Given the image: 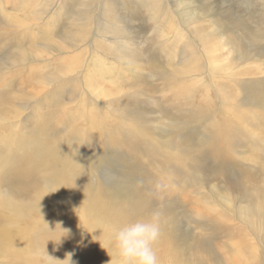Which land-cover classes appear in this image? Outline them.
<instances>
[{
  "label": "rangeland",
  "instance_id": "374dc122",
  "mask_svg": "<svg viewBox=\"0 0 264 264\" xmlns=\"http://www.w3.org/2000/svg\"><path fill=\"white\" fill-rule=\"evenodd\" d=\"M0 264H264V0H0Z\"/></svg>",
  "mask_w": 264,
  "mask_h": 264
},
{
  "label": "bare ground",
  "instance_id": "6f19581e",
  "mask_svg": "<svg viewBox=\"0 0 264 264\" xmlns=\"http://www.w3.org/2000/svg\"><path fill=\"white\" fill-rule=\"evenodd\" d=\"M49 151H52V150H49ZM50 153L54 154V152H50ZM60 157H61V155H58L57 158L53 160L54 166H55L57 172H59L58 170H62L63 171V164H62L63 158H60ZM79 160H81L80 164H83V162L84 163L87 162L88 159L86 157H83V152H80ZM58 163H59V165H58ZM53 175H57V173H54ZM52 177H54V176H52Z\"/></svg>",
  "mask_w": 264,
  "mask_h": 264
}]
</instances>
